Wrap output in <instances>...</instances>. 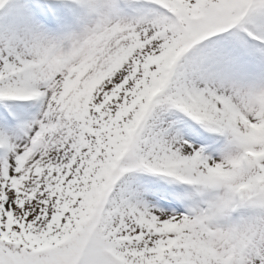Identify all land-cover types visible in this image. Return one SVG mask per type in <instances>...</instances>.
Returning a JSON list of instances; mask_svg holds the SVG:
<instances>
[{"label":"snow or ice","instance_id":"snow-or-ice-1","mask_svg":"<svg viewBox=\"0 0 264 264\" xmlns=\"http://www.w3.org/2000/svg\"><path fill=\"white\" fill-rule=\"evenodd\" d=\"M0 264H264V0H0Z\"/></svg>","mask_w":264,"mask_h":264}]
</instances>
